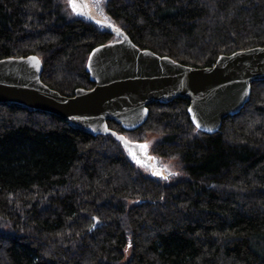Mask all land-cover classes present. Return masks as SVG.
<instances>
[{
	"label": "trees",
	"instance_id": "trees-1",
	"mask_svg": "<svg viewBox=\"0 0 264 264\" xmlns=\"http://www.w3.org/2000/svg\"><path fill=\"white\" fill-rule=\"evenodd\" d=\"M110 25L64 0H0V59L37 55L42 81L66 96L95 83L92 51L128 37L180 63L264 46V0H107ZM125 39V38H124ZM176 98L139 127L108 120L91 135L53 114L0 103V264H264V79L216 132ZM157 138L180 166L144 171L121 138Z\"/></svg>",
	"mask_w": 264,
	"mask_h": 264
},
{
	"label": "water",
	"instance_id": "water-1",
	"mask_svg": "<svg viewBox=\"0 0 264 264\" xmlns=\"http://www.w3.org/2000/svg\"><path fill=\"white\" fill-rule=\"evenodd\" d=\"M124 38L92 51L88 72L95 86L78 88L74 96L42 81L44 67L37 55L0 59V103L44 111L97 135L108 131V120L132 130L147 120L151 103L186 98L194 123L216 132L225 117L249 101L251 83L264 79V46L223 54L211 66L196 67Z\"/></svg>",
	"mask_w": 264,
	"mask_h": 264
},
{
	"label": "rangeland",
	"instance_id": "rangeland-1",
	"mask_svg": "<svg viewBox=\"0 0 264 264\" xmlns=\"http://www.w3.org/2000/svg\"><path fill=\"white\" fill-rule=\"evenodd\" d=\"M67 13L74 16L92 18L103 26L110 25V20L106 15L104 4L107 0H64ZM119 43L124 41V36L119 35L114 39ZM129 156L149 174L172 180L181 174L180 166L174 160H167L152 153L157 138L155 136L147 141L134 142L121 138Z\"/></svg>",
	"mask_w": 264,
	"mask_h": 264
}]
</instances>
